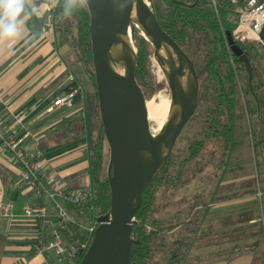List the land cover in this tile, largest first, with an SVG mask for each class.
Here are the masks:
<instances>
[{"label": "trees", "instance_id": "1", "mask_svg": "<svg viewBox=\"0 0 264 264\" xmlns=\"http://www.w3.org/2000/svg\"><path fill=\"white\" fill-rule=\"evenodd\" d=\"M39 1L44 0H37V3ZM147 1L158 25L189 57L197 78V93L192 112L178 132L169 155L142 190L140 203L133 215L130 236L134 241L130 245L126 264H156L158 259L155 255L158 252L159 256L166 254L168 264H181L194 228L186 230L187 233L181 237L174 236L166 240V235L169 231L173 233L172 231L178 229L183 222L193 220L196 225L198 218L170 222V218L157 213L166 205V198L172 190L189 181L205 166L213 165L220 170L222 179L229 177L227 171L231 168L225 164L223 156L229 149L235 99L239 97L247 116L248 127L251 129V118L257 116L258 107L264 106V71L256 64L260 44L252 40L234 39L250 62L251 78L248 80L244 63L233 54L226 42L225 32H231L237 20L234 8L242 4L243 0L236 2L214 0V3L211 0ZM49 21L57 45L69 51L72 60L68 61L74 63L73 65L79 63L94 87L87 9H82L70 19H61L59 9H51ZM45 22L38 21L37 26L43 30L47 27ZM132 36L135 45L133 75L140 86H148L150 74L147 68L153 48L137 28L133 29ZM74 70L79 72L76 66ZM70 83L66 81L63 91L67 90ZM75 83L81 85L76 76L72 81V84ZM80 101L81 96L76 94L73 98V107L69 109L73 111L80 109ZM65 109L67 110L61 106L62 113H66ZM89 113L91 109L87 110L86 115ZM86 118L82 114L71 121L67 120L60 130L61 138L58 141H65L69 137V132L75 136L82 134L86 136L85 172L89 181L87 186L76 187L85 188L89 195L83 206L69 204L77 221L81 220L78 215L84 212L87 219L93 220L109 207L104 138L100 120L98 118V125L93 129L88 117ZM63 119L64 117L59 121ZM189 125L191 131L187 134L185 131ZM44 143L46 142L41 141V146ZM218 152L219 156H215ZM253 152L255 156V151ZM231 166L232 169H237L239 164ZM263 192L264 190L261 193ZM197 204L194 202L188 208L192 210ZM69 233L71 241L76 237L82 239L75 223L69 225ZM257 233L262 238L264 253V220L263 224L259 225Z\"/></svg>", "mask_w": 264, "mask_h": 264}, {"label": "water", "instance_id": "2", "mask_svg": "<svg viewBox=\"0 0 264 264\" xmlns=\"http://www.w3.org/2000/svg\"><path fill=\"white\" fill-rule=\"evenodd\" d=\"M136 20L144 33L151 36L152 50L158 40H164L177 59V68L186 66L190 84L184 92L169 77L168 88L181 104V116L153 134L149 131L140 85L134 78L135 55L127 57L128 45L121 29L114 27L116 21H127L132 0H89L88 41L90 61L96 95V105L107 146L105 172L109 188V207L95 217L96 225L91 238L76 264H126L129 258L133 215L140 203L146 184L163 165L174 140L189 117L196 101L197 78L186 53L158 25L150 7L143 0H136ZM150 15L148 22L144 16ZM120 42L122 56L117 62L109 54L106 44L109 36ZM143 37V35L141 33ZM226 42L239 60L244 63L248 80L251 66L245 53L236 45L231 32L226 31ZM173 59V58H172ZM173 63V61H171ZM174 64V63H173ZM175 69V68H174ZM137 133L154 149L145 155L137 142ZM169 134L166 145L165 136Z\"/></svg>", "mask_w": 264, "mask_h": 264}, {"label": "crops", "instance_id": "3", "mask_svg": "<svg viewBox=\"0 0 264 264\" xmlns=\"http://www.w3.org/2000/svg\"><path fill=\"white\" fill-rule=\"evenodd\" d=\"M48 20L49 9L44 7V1H39L38 11L26 23L27 39L0 43V116L6 121L15 120L19 132L28 131L23 148L29 153L38 152L43 170L53 173L68 186H87L86 136L69 132L65 141L58 142L62 126L67 120L82 115L84 107L75 111L67 108L62 113L61 106H51L52 99L63 93L66 73L75 75L76 72L75 65L64 54L67 49L57 45L52 25L43 30L37 26L38 21ZM41 141L46 143L41 146ZM7 154L0 152V204L9 202L11 206L9 214L0 209V264H65L62 257L56 259L53 253L44 250L34 254L28 247L30 237L37 230L46 231L51 227L52 217L46 218L43 225L41 220L34 224L21 216L23 205L42 200L49 212L52 207L45 196L35 198L25 190L18 173L3 161ZM64 205L74 216L69 204ZM78 216L82 221L89 220L85 212ZM247 248H241L242 254H235L230 262L218 264H247Z\"/></svg>", "mask_w": 264, "mask_h": 264}, {"label": "rangeland", "instance_id": "4", "mask_svg": "<svg viewBox=\"0 0 264 264\" xmlns=\"http://www.w3.org/2000/svg\"><path fill=\"white\" fill-rule=\"evenodd\" d=\"M145 3L149 5L147 0ZM135 28L140 31L137 26L133 25L131 36L132 30ZM258 47L256 64L264 71V49L260 45ZM64 54L68 60H72L69 51H64ZM170 61H175L174 64L177 63L175 57ZM75 66L79 72H76L75 75L73 72L70 73L81 82L83 114L85 118L88 117L94 129L98 125L99 118L98 110L96 112L95 88L90 78L83 72V67L79 63H76ZM147 69L150 74V84L140 86L144 103L147 98H152L154 102L165 98L169 99L170 91L162 65L157 62L153 50L149 55ZM88 109H91V113L86 116ZM169 109L170 107L166 111L161 128L164 126ZM258 109L257 116L250 120V129L239 97L235 99L231 138L228 142L229 149L228 153L223 156L225 164L231 168L227 171L229 177L222 179L220 170L218 171L213 165H207L189 181L172 190V193H169L166 198V205L157 213L165 218H170V222L198 218L196 225L193 220L183 222L178 229L175 228L172 231L173 233L169 231L166 235V240H169L174 236H184L187 233L186 230L194 228L182 264L230 262L237 256L235 254L241 252L243 247H253L252 250L248 248L245 250L249 256L247 264H264L262 238L257 233L259 225H262L264 220L263 218L261 221V211L264 210V206L260 207L262 199L259 200V193L264 190V106L258 107ZM190 131L189 125L185 132L188 134ZM104 153L106 164L107 146L105 141ZM215 156H219V152ZM235 163H238L239 167L232 169L231 165ZM263 193H260L261 196ZM194 202L198 204L190 210L188 206ZM237 246L240 247L239 250H235ZM241 254L239 253L238 256ZM159 255L160 252L155 255V258L158 259L156 264H168L166 254Z\"/></svg>", "mask_w": 264, "mask_h": 264}, {"label": "built area", "instance_id": "5", "mask_svg": "<svg viewBox=\"0 0 264 264\" xmlns=\"http://www.w3.org/2000/svg\"><path fill=\"white\" fill-rule=\"evenodd\" d=\"M214 3V0H211ZM236 2V0H231ZM234 12L237 16L236 24L231 30L233 39L238 41L252 40L261 45L264 49V0H243L242 4L235 6ZM51 27L50 21L45 22ZM74 76L69 72L65 76L68 85L67 90L56 95L51 106L73 107V98L76 94L81 96V85L72 84ZM28 134L27 130L19 132L15 127V120L6 121L0 116V152H7L3 161L14 169L23 181L25 190L35 198L45 196L50 200L52 211L47 210L46 205L41 201L34 204L25 203L21 209V216L36 224L41 220V225L46 218L52 217L51 227L46 231L41 228L31 237L29 248L34 254H40L43 250L51 252L56 259L64 260L65 264H76L84 252L91 238L96 220L88 222L77 221L66 209V204L83 206L88 197L85 188L68 186L64 181L59 180L51 172L42 169L38 159V152L29 153L23 148V138ZM259 193V192H258ZM261 193V192H260ZM259 193V196L261 194ZM264 206V193L262 195ZM260 200V199H259ZM11 204L1 203L0 209L4 214H9ZM262 210V209H261ZM264 218V211H261V221ZM75 223L82 239L70 240L69 225Z\"/></svg>", "mask_w": 264, "mask_h": 264}, {"label": "bare ground", "instance_id": "6", "mask_svg": "<svg viewBox=\"0 0 264 264\" xmlns=\"http://www.w3.org/2000/svg\"><path fill=\"white\" fill-rule=\"evenodd\" d=\"M143 1L145 2V0ZM136 5H137L136 0H132V9L129 14V17L127 18V21L118 20L114 23L115 28L121 29V31H123L125 40L128 45L127 57L130 58L131 60L135 55V45L133 43L132 36H131V28L133 25L137 26L140 29V34L142 33L143 35H145V38L153 42L152 37L145 34L143 29L137 23ZM149 18H150V15L146 14L144 16V21L148 22ZM156 44H157V47L154 48V54H155L157 62L162 65V70H163V74L165 76L166 81L169 80V77L171 75L170 72L173 70L172 78L180 85V87L182 88V91L185 92L190 84L189 72H188L187 67L183 66L181 69L180 68L176 69L177 64H173L175 61L173 63L170 61L172 58L174 57L176 58V56L171 50V48L169 47V45L164 40H158ZM106 48L109 54L111 55V57L118 62L122 56V47H121L120 42L114 37V35H111L108 37ZM169 107L170 109L168 111V115H167V118H166V121L163 127L169 125L171 122L180 118L181 109H182L181 104L176 98L173 97V95H171V92H170L169 99L165 98L157 102H154L152 98L146 99L144 103V108H145V113L147 116V121L149 122V130L153 134V137H154L155 132L161 129L163 122H164L163 119ZM168 137H169V134L165 136L163 145H166ZM136 138H137V142L139 146L141 147L145 155L149 156L154 153V149L149 145V143L144 139L143 136H140L137 133Z\"/></svg>", "mask_w": 264, "mask_h": 264}, {"label": "clouds", "instance_id": "7", "mask_svg": "<svg viewBox=\"0 0 264 264\" xmlns=\"http://www.w3.org/2000/svg\"><path fill=\"white\" fill-rule=\"evenodd\" d=\"M88 6L89 0H44L46 9H59L61 19H70ZM37 11V0H0V43L27 39V20Z\"/></svg>", "mask_w": 264, "mask_h": 264}]
</instances>
